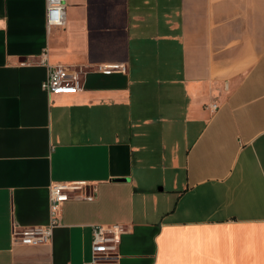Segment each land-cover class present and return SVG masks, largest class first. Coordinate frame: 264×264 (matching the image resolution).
Listing matches in <instances>:
<instances>
[{
	"label": "crops",
	"instance_id": "1",
	"mask_svg": "<svg viewBox=\"0 0 264 264\" xmlns=\"http://www.w3.org/2000/svg\"><path fill=\"white\" fill-rule=\"evenodd\" d=\"M44 53L80 92L43 90ZM78 181L51 244L15 242ZM116 224L100 264H264V0H69L54 28L0 0V264H89Z\"/></svg>",
	"mask_w": 264,
	"mask_h": 264
},
{
	"label": "built area",
	"instance_id": "2",
	"mask_svg": "<svg viewBox=\"0 0 264 264\" xmlns=\"http://www.w3.org/2000/svg\"><path fill=\"white\" fill-rule=\"evenodd\" d=\"M69 0H46V23L48 28L66 25V10ZM41 63L49 67V75L43 82V90L49 95H73L82 90L78 73L64 66H53L48 62V53L42 55ZM123 67V66H117ZM116 67H99L100 71L113 72ZM212 111L218 104L210 106ZM93 186L86 181L71 183L54 182L50 188V223L44 227H28L14 231L17 243L30 246L51 244L54 231L61 224L63 206L72 200L93 201ZM128 227L121 224L93 226L92 260L89 264L113 262L119 259V247Z\"/></svg>",
	"mask_w": 264,
	"mask_h": 264
}]
</instances>
